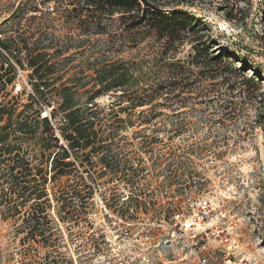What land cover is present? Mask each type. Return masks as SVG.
Here are the masks:
<instances>
[{"label":"rangeland","instance_id":"374dc122","mask_svg":"<svg viewBox=\"0 0 264 264\" xmlns=\"http://www.w3.org/2000/svg\"><path fill=\"white\" fill-rule=\"evenodd\" d=\"M219 4V0H203L184 8L209 30L202 41L212 47L211 54L229 57L245 78L256 76L259 88L235 73L214 80L206 73L200 76L191 64L192 36L166 56L173 68L180 65L193 74L192 81L196 79L182 89L185 83L179 80L174 87L167 85V74L173 70L162 68L157 60L166 50L164 42L151 36L133 41L142 37L137 31L131 39L118 38L117 15L102 20L112 33L95 34L94 23L56 14L54 0H0L1 40L31 36L72 42L66 53L56 56L54 50L48 51L53 61L66 58L62 81L69 85L86 84L88 89L96 83L99 67L122 61L142 67L140 87L150 91L159 84L160 88L153 104L134 111H120L115 105L120 92L95 100L104 107L101 120L106 125L100 134L106 140L95 150L71 153V158L78 156L79 162L86 156L89 164L104 158L111 170L99 171L95 182L93 172L103 170L101 162L83 174L87 186H79L78 191L84 195V205L80 207L73 195L71 208L82 210V219L58 223L52 202L49 214L59 229L52 245L41 237L25 240L18 228L20 220L0 217V264H198L204 259L205 264H264V0H248L230 16L222 13ZM8 58L16 74L0 93V133L9 126L5 142L16 146L18 160H27L34 172L44 162L48 173L49 152L36 135L40 128L32 136L12 131L24 120L21 106L31 88L22 54ZM160 82L166 83L160 86ZM199 84L202 95L194 91ZM52 108L43 107L40 118L50 119ZM49 121L59 144L66 146L57 130L59 120ZM121 164L126 165L125 173ZM71 184L63 178L45 189L60 193ZM3 186L6 189L0 191H8L7 184ZM165 240L169 245L163 244ZM53 245L57 252H51Z\"/></svg>","mask_w":264,"mask_h":264},{"label":"trees","instance_id":"16d2710c","mask_svg":"<svg viewBox=\"0 0 264 264\" xmlns=\"http://www.w3.org/2000/svg\"><path fill=\"white\" fill-rule=\"evenodd\" d=\"M54 1L56 14L69 18L70 16L82 17L86 22L94 23L95 34L112 33L109 32V26L102 24V20L112 19L117 15L118 32L116 34L118 38H130V34L137 31L142 34V37L133 41L140 39L142 41L144 37L151 36L156 42H164L166 50L156 57L163 66L162 68L173 70L171 74L170 72L167 74L169 80L167 85L173 84L174 87V81L179 80L181 83H185L181 86L183 89L195 82L196 79L192 81L193 74H189L191 72L188 69L183 70L184 68L179 64L177 69L173 68L174 64H169L166 60L167 54L176 44L182 43L186 37L192 36L195 40L191 42V54L193 55L191 64L199 69L200 76L206 73L208 78L214 80L235 73L243 79V82L252 83L259 88V84H255L256 76L250 75L249 78H245L243 74L238 73V68L232 66L229 57L223 54L218 56L211 54L212 47L202 41L205 35L207 38L209 37V30L194 17L190 9L184 8V6L188 5L189 7L195 2L199 3L203 0H166L161 3L160 0ZM219 1V9L226 16H230L233 9L238 8L240 4H245L248 0ZM140 30L142 32H138ZM261 40L264 49V36L261 37ZM45 41L48 40L33 39L31 36L0 39V93L15 79L16 69L9 61L8 56L17 57L22 54L25 70L30 72L27 78L31 94L27 95V103L21 106L22 110L20 111L22 116L24 114V120L17 122L12 131H22L32 136V134L35 135V130L39 127L40 132L36 135L42 141L44 151L49 152L45 161L49 166L48 173L46 171L47 164L42 166L44 162H40L41 166H36L34 172L27 160H18L19 155L14 153L16 146L5 142L11 128L3 126L4 131L0 133V188H5L3 185L7 184L8 191H0V217L3 220H20L18 228L21 233H25V240L35 241L37 237H41L46 244L52 245L55 242L53 236L55 232L59 231L56 222L49 214L52 202L56 203L54 209L57 208L56 220L58 223H63L65 220L69 222L73 219H82V210L74 211L71 208L74 196L80 207L84 205V195L78 191L79 186H87L83 174L92 171L99 162L103 164V170L97 169L96 172H93L96 173L93 182L100 177L101 173L104 174L107 170H111V164L104 158H99L97 163L93 164L86 162V156L79 162H77L78 156L74 159L71 158V153H77L86 148L95 150L101 142L106 140L107 136L103 137L100 134L101 128L106 125L101 120L104 107L100 108L95 100L110 92H120L115 97V105L120 106V111H134L137 108L153 104L160 88H158L159 84H155V89L150 91L140 87L142 67L122 61L105 63L99 67L97 78L93 79L96 80V83L88 89L85 88L86 84L81 85L80 88L76 84L71 86L66 81H62L66 58L53 61L52 54L48 51L54 50L56 56L66 53L73 46L72 42ZM118 43H120L119 48L123 47V41ZM18 61L20 69H23L24 66L20 59ZM60 69L63 74L57 72V70L61 71ZM166 82H160V86ZM200 87L201 84L198 85V88H194L197 95H202ZM81 89H83L82 92H80ZM82 94H86L83 100L80 98ZM11 100L14 98L8 102L10 103ZM52 104H56V106L54 107ZM43 107H53L50 119L54 121L58 119L61 123L57 130L62 141L67 144L66 146L59 144L60 138L50 124V119L47 116L40 118ZM2 114L3 111L0 108V116ZM126 122L132 123L131 121ZM51 148L54 149L52 152ZM162 156L165 157V154ZM169 156L178 159V163L183 162L182 157L175 154H169ZM121 166V171L125 173L126 165L121 164ZM128 167L131 169L130 165ZM131 171L136 172L134 169ZM48 174L50 175L47 179ZM63 178H65V182H72L70 186H63L62 189L65 192L49 194L46 191L47 184L59 182ZM79 235L81 236L82 233ZM57 250L58 248L53 245L51 252H57ZM45 264L55 263L50 261Z\"/></svg>","mask_w":264,"mask_h":264},{"label":"built area","instance_id":"2783aa9c","mask_svg":"<svg viewBox=\"0 0 264 264\" xmlns=\"http://www.w3.org/2000/svg\"><path fill=\"white\" fill-rule=\"evenodd\" d=\"M165 246L166 245H169V241L168 240H165V242L163 243ZM160 255V257L162 258L163 256L161 255V254H159ZM169 261H171V260H169ZM177 261H180L179 259H175V260H173V262H177ZM181 262V261H180ZM205 262H206V260L204 259V260H202V261H199L198 262V264H205Z\"/></svg>","mask_w":264,"mask_h":264}]
</instances>
